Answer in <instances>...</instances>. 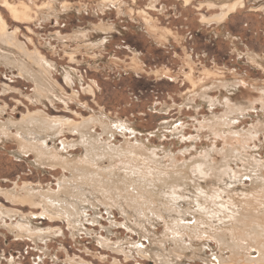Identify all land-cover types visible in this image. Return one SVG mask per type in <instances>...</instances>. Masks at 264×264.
<instances>
[{
	"label": "rangeland",
	"instance_id": "1",
	"mask_svg": "<svg viewBox=\"0 0 264 264\" xmlns=\"http://www.w3.org/2000/svg\"><path fill=\"white\" fill-rule=\"evenodd\" d=\"M8 1L30 8L28 19L18 20L5 0H0L8 30L16 32L11 43L0 39V120L21 121L24 116L44 112L53 123L67 128L49 143L61 147L63 140L80 138L79 132L66 124L80 125L92 116L99 117L113 125L112 135L103 134L97 120L81 129L102 134L103 139L124 148L130 146L127 138L132 143L138 137L158 150L157 156L168 166L212 152L217 174L229 167L243 176V187L251 185L247 175H255V162L241 151L229 153L227 149L242 143L250 150L248 155L264 159V0H245V6L223 22H205L203 18L219 12L220 5L230 0H193L190 4L182 0ZM38 53L47 64L42 65ZM226 79L238 83L229 91L222 86ZM205 95L223 100H205ZM229 97L231 107L227 108L222 103ZM245 101H249L245 107L240 105ZM231 117L232 131L215 129V123L222 127ZM10 128L17 132L15 126ZM14 140L0 139V209L12 211L0 214V264H155L153 245L173 247L166 228L171 218H154L156 205L164 201L159 183L149 186L154 201L143 204L129 220L133 224L145 220L146 213L147 219H155L148 236L129 227L116 206L112 214L102 204L96 206L99 211L86 208L80 220L83 225L78 222L76 230L64 214L49 216L42 206L10 199L5 191L16 184L18 189L27 185L57 190L59 179L64 174L71 176L60 167L38 163L33 154L20 153ZM72 146L67 148L71 154L83 155L81 144ZM137 160L108 158L100 165L123 166L121 161H126L127 167L139 165L145 172L147 167ZM217 174L211 172L205 179L193 172L179 187L188 202L182 206L192 203L197 209L194 200L201 191L208 193L204 199L209 210L229 200L228 195L236 200L243 196L238 182L237 191L223 193L214 203L210 195L228 181ZM76 182L70 185L72 191L77 189L72 196L78 201L85 188ZM13 211L29 215L32 231L18 234L15 224L20 217ZM209 216L210 224H219L217 217ZM185 218L194 222L193 215ZM206 241L204 250L199 248L193 254L190 249H178L170 257L176 261L181 255L180 264H218V242L215 238Z\"/></svg>",
	"mask_w": 264,
	"mask_h": 264
},
{
	"label": "bare ground",
	"instance_id": "2",
	"mask_svg": "<svg viewBox=\"0 0 264 264\" xmlns=\"http://www.w3.org/2000/svg\"><path fill=\"white\" fill-rule=\"evenodd\" d=\"M182 1L186 4H190L193 0ZM4 4L8 7L15 19H28L30 7H25V4L21 5L24 7H20L8 0H5ZM212 5L214 4H210V6ZM244 6L245 0L225 1L220 5L219 12L210 17H204L203 20L205 22H223L232 13ZM261 9H264L263 4L261 5ZM8 29V23L0 12V39L2 41H7V43H11L10 41L15 39L14 36L16 35V32H9ZM38 55L42 61V65H45V63L47 64V61L42 54L38 53ZM34 76L36 75L34 74ZM34 76H32L33 79ZM37 80L35 79V81ZM221 80L223 83V79ZM224 82L225 83L222 84V86L224 85L227 87L229 91L238 83L234 80L227 79ZM38 84V87L42 90L40 82ZM47 89L46 92L48 91ZM39 95H42V93H39ZM204 99L217 102L219 100L221 101L222 98L219 96V99H211L209 95H205ZM229 99L230 97L225 98L223 101L224 103H222L223 105L225 104L227 108L231 107L228 103ZM247 103H249V101H245L240 105L245 107ZM232 108L236 107L233 106ZM226 115L228 116V114H225V118L227 117ZM10 119L8 122H6L7 120L5 122L0 120V139H4V141L7 137L15 139L19 143L20 153L27 155L33 154L38 163L55 168L60 167L64 171H69L71 174L70 177H66L64 174L59 179V188L57 190L49 187L47 189H45L46 187L44 189L39 187L34 188L27 185L18 189V184H16L14 188L5 191L10 199L12 198L14 201H18L21 204H29L33 207L42 206L44 213L49 216L64 214L70 223L69 226L71 225V227H73L72 229L79 226L77 223H81V217L83 213H86L88 208L91 207L97 209L96 206H100L101 204L104 205L107 208L106 210H109V213L111 214L113 213V206L118 207L120 212L127 218V221L129 222L128 226L146 236L150 235V226L155 225L154 220L157 217H169V219H171L169 223L166 221V228L169 232L167 234L171 235L170 242L173 244V247H168L169 249H166L163 247L165 246L163 243V245L159 246L153 245L155 247V264H180V254V258L176 259V261L171 259V257L173 258L174 254L177 253L178 249H190L191 253L195 254L199 251V248L204 250V244L207 242L206 240L212 238H215L219 244V249L216 255L218 264H264V159L259 157V160H256L254 154L248 155L247 152H250V150L242 143L235 146L233 149L229 147L227 151H229V153L237 151V154L241 151V155H244V157H247L248 159L252 158L251 160L255 162V169L253 168L256 171L255 175H247L251 177V185L244 187L241 181L243 176H237V170L226 167L221 169L218 174L216 173L218 169L216 161L213 159L212 152H209V155L193 160L192 162H186L178 166H168L157 156L158 150L151 147L149 143L143 142L142 140L140 141L138 137H136L135 142L132 143L130 142L131 139L127 138L126 142L129 143L130 146L124 148L122 145L115 146L111 144V140L103 139L101 137L102 134L95 135L90 131L81 129L84 124H89L90 122L93 123L97 120L103 127V134L111 133L113 125L106 120L99 119V117L94 118V116H92L87 120H83L80 125L74 123L70 125L66 124L69 126V129L71 128L78 131L80 138L73 142L63 140L61 147L57 146L54 141L51 145L49 143L54 136L57 134L60 135V133L66 131L67 128L62 124L53 123L44 112H37L26 117L24 116L21 121ZM232 119L234 118L231 117L229 120L228 118L227 120L225 119V122H222V127H217V123H215V129L217 128L216 130L219 132L227 130L232 131L230 129L232 125L229 123ZM224 125H227L228 128H224ZM11 126L16 127V133H12ZM254 131L258 132V130ZM250 133L252 136L255 135L254 132ZM235 139L238 141L241 140L238 138ZM73 144H81L83 146L84 153L82 156H75L67 150V148L71 147ZM104 156H108L111 160L113 158L138 159L137 162L146 166L147 169H145L144 172L139 165L127 167L126 161H121L123 166H121V164H119V166L115 164V167L112 164L100 165V162L108 159ZM193 172H197L199 176H202L205 179L211 174V172L217 174V176L223 180L228 179L223 187L215 189V194L210 195V198H213V200L215 199L214 203L216 202V199L222 198L223 193L230 194L237 191L238 185L236 183L238 182L242 185L241 191L243 196L239 200H236L232 195H228L229 200L220 203L216 209L209 210L204 199L208 197V193L207 191H201V194H199L194 200L197 209L191 207L192 203L190 201L189 204L191 203V205L183 207L182 204L186 202L187 199L185 197L187 196L184 194V190L179 187L185 183V180L189 178ZM158 174L162 175V177H157ZM225 174H230L232 176L226 178ZM72 181H77L76 183L79 181V184H82L79 186L85 188V191L80 194L82 197L80 199L77 198L78 201L72 196L77 194V189H75V191H72L74 188L71 189ZM155 183H159L162 186V200H164L162 205H156L157 210L155 213L156 216L154 217L155 219H147V213H144L146 216L145 220L139 221V219H137V223H131L129 221L130 217L137 216L136 214H138V210L140 212L141 207H144L142 206L143 204H148L154 201L149 186L154 185ZM231 184H233L232 187L229 186ZM116 189H118V192L116 194H111L112 191H115ZM256 194H258V197ZM96 211L99 210L97 209ZM0 212V214H2L4 212L11 213L12 211L0 209ZM163 212H165L166 216L165 214H162ZM13 213V215H18L20 217L15 224V228L19 232V235H22L24 232L32 231V228L29 226V215H23L16 211H13ZM94 213L96 212L94 211ZM248 213L252 215H249ZM189 214L194 217L193 223H188L185 220V217ZM208 214H210L211 219L217 217L220 221L219 224H210L209 222L211 220L207 219L209 216ZM76 230H78V228ZM187 237H189L188 241ZM255 252L256 254H254ZM214 254L216 253L214 252Z\"/></svg>",
	"mask_w": 264,
	"mask_h": 264
}]
</instances>
